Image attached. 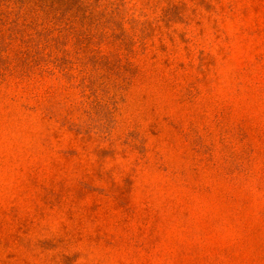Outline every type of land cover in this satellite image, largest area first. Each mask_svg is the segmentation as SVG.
<instances>
[{"label": "rangeland", "instance_id": "obj_1", "mask_svg": "<svg viewBox=\"0 0 264 264\" xmlns=\"http://www.w3.org/2000/svg\"><path fill=\"white\" fill-rule=\"evenodd\" d=\"M0 264H264V0H0Z\"/></svg>", "mask_w": 264, "mask_h": 264}]
</instances>
